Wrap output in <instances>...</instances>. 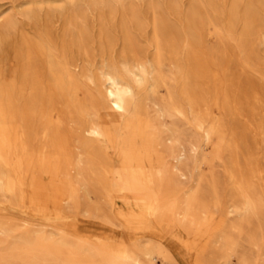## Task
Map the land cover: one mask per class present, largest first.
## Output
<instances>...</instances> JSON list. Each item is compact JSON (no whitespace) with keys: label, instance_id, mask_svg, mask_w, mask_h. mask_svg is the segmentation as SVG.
<instances>
[{"label":"bare ground","instance_id":"obj_1","mask_svg":"<svg viewBox=\"0 0 264 264\" xmlns=\"http://www.w3.org/2000/svg\"><path fill=\"white\" fill-rule=\"evenodd\" d=\"M203 11L202 19L197 13L186 15L185 24L178 30L167 22L160 25L155 16L151 62L142 57L131 27L126 26L124 41L129 48L125 47L132 53L134 64L124 72L104 67L100 73L110 112L100 101L94 108L84 103L72 68L76 63L65 52L57 67L46 64L44 69L34 68L36 84L44 89L38 109L30 102H13L12 97L21 98L22 93L5 88L0 99V163L14 174H9L4 186H22V169L26 167L33 170L32 186L38 197L74 199L71 179L63 178L62 173L78 169L83 153L79 151L78 157L73 153L72 130L66 127V120L76 114L82 121L92 114L88 123L82 122L84 131L122 147L119 166L108 163L103 177L108 178L115 170L123 186L111 190H118L136 206L127 215L128 228L101 220L80 223L94 230L95 238L123 243L119 254L105 263L95 258L84 261L66 257L59 248H48L39 255L34 250L41 247V242L36 241L31 247L34 260L27 264H38V260L42 264L54 260L62 264H157L162 255L184 264H264V180L258 181L262 170L257 153L264 147V0H205ZM186 26H198V43L189 39ZM226 30L237 37L238 43L225 36ZM167 53L177 63L178 78L169 80L162 73ZM103 56L107 62L116 59L112 51ZM29 58L38 61L33 53ZM90 80L98 82L93 75ZM171 81L175 90L170 88ZM164 89L169 91L167 95L162 94ZM225 114L233 119L230 128ZM169 115L198 128L202 140L169 144V140H179L174 128L164 134ZM35 119L45 133L37 151L32 152L23 146L20 126L26 122L33 128ZM116 123L124 124L121 134L112 128ZM228 136L229 160L224 165V177L218 170H206V165L221 156V142ZM199 150L203 151L202 164L191 197L205 202L214 196L219 202L226 185L229 213L236 218L226 223L224 230H170V219L157 197L158 192L164 196L171 193L168 186L172 176L164 172L167 160L174 159V167L184 175L180 163ZM39 173L47 174L51 182L41 181ZM0 180L4 183L2 176ZM173 212L179 225L186 228L181 215H187L188 209L177 207Z\"/></svg>","mask_w":264,"mask_h":264},{"label":"rangeland","instance_id":"obj_2","mask_svg":"<svg viewBox=\"0 0 264 264\" xmlns=\"http://www.w3.org/2000/svg\"><path fill=\"white\" fill-rule=\"evenodd\" d=\"M204 4L205 0H0V99L5 88L19 90L23 96L15 95L12 101L30 102L32 108L38 109L44 89L36 84L34 68L44 69L46 64L57 67L65 52L77 64H73L72 68L79 85V96L84 103L94 108L95 102L100 101L110 112V100L100 73L104 67L124 72L125 67L134 64V57L124 41L126 26L131 27L142 57L151 62L155 51L151 39L154 17L160 25L167 22L178 30L185 24L186 15L197 13L200 19L204 18ZM185 29L189 39L198 43V26H186ZM225 36L238 43L232 32L226 30ZM203 45L207 48V43ZM218 46L219 43L216 44ZM179 47L184 48L182 43ZM109 51L116 57L114 62L104 59L103 55ZM30 53L37 55V63L29 58ZM162 73L169 80L172 76H179L177 63L170 53L165 56ZM90 75L96 76L98 82H91ZM126 76L129 77L128 74ZM170 88L176 89L174 81L170 82ZM168 93L167 89L162 90V94ZM92 116H84L80 121L75 114V118L68 117L66 120V127L72 130L73 153L76 157L79 151L83 153L82 165L78 169L62 173L63 178L71 179L74 199L38 197L32 186L33 170L26 167L22 169L23 185L8 189L4 185L9 182V174L13 171L0 163V176L4 180V183L0 180V264H27L30 259L34 260L31 247L36 241L41 242V247L34 250L39 255L48 248H59L66 257L84 261L95 258L105 263L119 254L123 243L95 238L94 230L80 225L85 220H101L128 228L130 222L127 215L136 208L118 190H111L123 186L115 170L108 178L103 177L108 163L119 166L122 147H115L107 138H97L84 131L82 122L88 123ZM225 120L230 128L232 117L225 114ZM123 125L116 123L112 128L121 134ZM172 128L179 133V140L168 141L173 146L179 142L189 144L202 140L198 128L175 115L167 116L164 134ZM20 132L25 149L37 151L45 133L38 119H35L33 128L23 122ZM229 144L228 136L221 142V156L206 165V170H218L226 177L224 165L229 160ZM202 153V150L192 152L188 159L180 163L186 172L184 175L174 167V159L169 157L167 160L164 172L172 176L168 186L172 194L164 196L158 192L160 195L157 197L161 202L160 208L170 219L167 223L170 230H224L226 223L236 218L235 214L229 213L231 202L226 185L222 187L219 202L214 196L205 202L191 197L197 186ZM257 153L262 170L258 181L262 183L264 147H260ZM39 176L41 181L51 182L47 174L39 173ZM177 207L188 209L187 215H181L185 217L186 228L175 219L173 211ZM37 262L42 264L40 260ZM47 264L62 263L54 260ZM157 264L184 263L162 255Z\"/></svg>","mask_w":264,"mask_h":264}]
</instances>
